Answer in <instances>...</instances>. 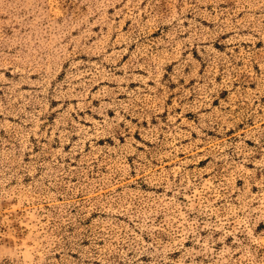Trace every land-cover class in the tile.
<instances>
[{
    "label": "rangeland",
    "instance_id": "374dc122",
    "mask_svg": "<svg viewBox=\"0 0 264 264\" xmlns=\"http://www.w3.org/2000/svg\"><path fill=\"white\" fill-rule=\"evenodd\" d=\"M0 264H264V0H0Z\"/></svg>",
    "mask_w": 264,
    "mask_h": 264
}]
</instances>
